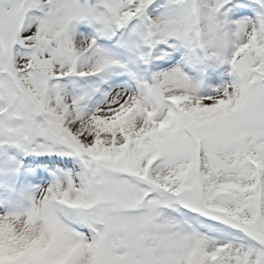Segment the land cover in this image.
<instances>
[{"label": "snow or ice", "instance_id": "6c2138e0", "mask_svg": "<svg viewBox=\"0 0 264 264\" xmlns=\"http://www.w3.org/2000/svg\"><path fill=\"white\" fill-rule=\"evenodd\" d=\"M225 3L0 0V145L74 161L0 215V264H264V0ZM193 10L247 33L204 96L143 67Z\"/></svg>", "mask_w": 264, "mask_h": 264}, {"label": "rangeland", "instance_id": "374dc122", "mask_svg": "<svg viewBox=\"0 0 264 264\" xmlns=\"http://www.w3.org/2000/svg\"><path fill=\"white\" fill-rule=\"evenodd\" d=\"M154 2L159 5L164 0H154ZM258 11L259 6L255 0H226L217 14V19L227 21V28H234L236 22L244 18L254 20ZM170 44L171 46L158 45L166 49L167 56L163 61L154 60L143 66L146 76L161 70V68L153 67V64H161L162 68L175 66L188 78L196 90L201 91L206 87L205 95L212 94L215 89L219 88V85H226L230 82L229 65L205 61L201 59L199 50H196L194 54L189 53L179 42L170 41ZM73 166L74 161L71 157L59 156L56 153L37 155L10 144L0 145V215L13 212L15 200L12 199L20 190L24 191L23 189L18 190L19 180L25 179V182L32 187L36 185V188L45 189L53 179L54 173L59 174ZM33 174H36L40 178L38 180L42 181L39 183L34 181V183ZM31 195H36V193Z\"/></svg>", "mask_w": 264, "mask_h": 264}, {"label": "clouds", "instance_id": "9594fccd", "mask_svg": "<svg viewBox=\"0 0 264 264\" xmlns=\"http://www.w3.org/2000/svg\"><path fill=\"white\" fill-rule=\"evenodd\" d=\"M182 36L180 44L189 53L199 50L201 59L229 65L228 74L232 76V52L246 39L247 33L226 30L210 21L205 14L197 15L193 10L184 17ZM236 73L242 75L241 64L236 66Z\"/></svg>", "mask_w": 264, "mask_h": 264}, {"label": "bare ground", "instance_id": "6f19581e", "mask_svg": "<svg viewBox=\"0 0 264 264\" xmlns=\"http://www.w3.org/2000/svg\"><path fill=\"white\" fill-rule=\"evenodd\" d=\"M223 86L224 85L221 84V85H219V88L220 87H223ZM196 91H197V94L198 95L204 96L206 94L207 88L205 87L201 91H198V90H196ZM32 177L33 178L35 177L34 179H36L35 181H37V182L42 181V180H40V181L38 180L39 177L36 174H33ZM20 187H21V189L22 188H25V190L24 191L20 190ZM18 190H20V192L18 193L17 197L14 199L15 200L14 201V206H15L14 210L23 211L24 209H26L27 207L30 206V203H31L30 197L32 196L31 194H35L36 193V195H37L38 194V190H40V189L39 188H36V185L34 187H32V185L26 183L25 181L24 182L21 181L20 182V185L18 187Z\"/></svg>", "mask_w": 264, "mask_h": 264}]
</instances>
